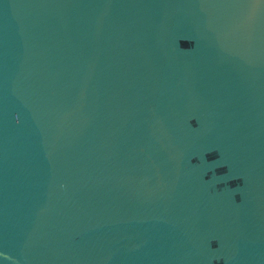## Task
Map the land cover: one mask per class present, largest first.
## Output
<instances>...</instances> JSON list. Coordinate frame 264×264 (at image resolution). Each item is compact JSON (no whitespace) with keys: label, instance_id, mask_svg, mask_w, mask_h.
<instances>
[{"label":"water","instance_id":"water-1","mask_svg":"<svg viewBox=\"0 0 264 264\" xmlns=\"http://www.w3.org/2000/svg\"><path fill=\"white\" fill-rule=\"evenodd\" d=\"M0 264H264V0H0Z\"/></svg>","mask_w":264,"mask_h":264}]
</instances>
